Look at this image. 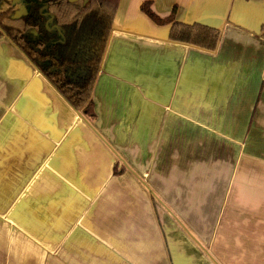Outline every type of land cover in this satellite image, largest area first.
I'll list each match as a JSON object with an SVG mask.
<instances>
[{
	"label": "crops",
	"instance_id": "crops-1",
	"mask_svg": "<svg viewBox=\"0 0 264 264\" xmlns=\"http://www.w3.org/2000/svg\"><path fill=\"white\" fill-rule=\"evenodd\" d=\"M263 28L264 0H120L93 121L0 38V264H264Z\"/></svg>",
	"mask_w": 264,
	"mask_h": 264
},
{
	"label": "trees",
	"instance_id": "trees-1",
	"mask_svg": "<svg viewBox=\"0 0 264 264\" xmlns=\"http://www.w3.org/2000/svg\"><path fill=\"white\" fill-rule=\"evenodd\" d=\"M23 4L28 13L20 18L15 17L17 7L0 11V38H8L69 106L93 121L97 115L92 93L120 0L85 4L83 0H26ZM141 10L156 25L170 27L171 42L213 52L222 40L219 29L177 21L175 8L171 15L160 17L147 1Z\"/></svg>",
	"mask_w": 264,
	"mask_h": 264
},
{
	"label": "water",
	"instance_id": "water-1",
	"mask_svg": "<svg viewBox=\"0 0 264 264\" xmlns=\"http://www.w3.org/2000/svg\"><path fill=\"white\" fill-rule=\"evenodd\" d=\"M1 1V0H0ZM70 3H74V2H77V1H80V0H68ZM84 1V4L88 2V0H83ZM20 3V0H14V3H13V6L12 7H16V4ZM28 12H27V9L25 6H21L15 13V17L17 18H20L22 17L23 15H26ZM35 34H37L35 32Z\"/></svg>",
	"mask_w": 264,
	"mask_h": 264
},
{
	"label": "rangeland",
	"instance_id": "rangeland-1",
	"mask_svg": "<svg viewBox=\"0 0 264 264\" xmlns=\"http://www.w3.org/2000/svg\"><path fill=\"white\" fill-rule=\"evenodd\" d=\"M26 0H24L25 2ZM14 0H1L0 1V11H5L6 9H9L13 6ZM19 4V3H18ZM16 4V5H18ZM18 9V7H17Z\"/></svg>",
	"mask_w": 264,
	"mask_h": 264
},
{
	"label": "flooded vegetation",
	"instance_id": "flooded-vegetation-1",
	"mask_svg": "<svg viewBox=\"0 0 264 264\" xmlns=\"http://www.w3.org/2000/svg\"><path fill=\"white\" fill-rule=\"evenodd\" d=\"M23 2H24L23 0H20V3H19L18 5H16V7H18V9H19L21 6H24ZM10 8H11V7H10ZM18 9H17V10H18Z\"/></svg>",
	"mask_w": 264,
	"mask_h": 264
}]
</instances>
